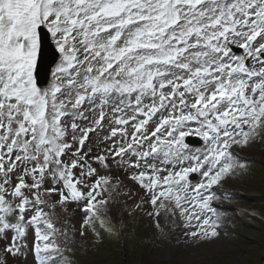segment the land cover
Returning <instances> with one entry per match:
<instances>
[{
  "label": "snow or ice",
  "instance_id": "snow-or-ice-1",
  "mask_svg": "<svg viewBox=\"0 0 264 264\" xmlns=\"http://www.w3.org/2000/svg\"><path fill=\"white\" fill-rule=\"evenodd\" d=\"M258 139L264 0H0V264H79L125 181L211 242Z\"/></svg>",
  "mask_w": 264,
  "mask_h": 264
},
{
  "label": "rangeland",
  "instance_id": "rangeland-1",
  "mask_svg": "<svg viewBox=\"0 0 264 264\" xmlns=\"http://www.w3.org/2000/svg\"><path fill=\"white\" fill-rule=\"evenodd\" d=\"M238 154L247 162V173L227 179L222 187L215 189L232 195L231 199L214 201L225 217L218 238L200 244L185 240L181 221L163 209L157 218L158 229L146 210L135 207L139 203L136 195L139 190L125 181L122 191L130 190L131 194L117 196V202L108 206L109 218L116 225L118 235L105 234L103 242L97 245L91 233L81 238L77 232L79 264H262L264 139L250 142L238 149ZM74 208L75 205L69 206L68 218L79 228L81 214L74 212Z\"/></svg>",
  "mask_w": 264,
  "mask_h": 264
},
{
  "label": "bare ground",
  "instance_id": "bare-ground-1",
  "mask_svg": "<svg viewBox=\"0 0 264 264\" xmlns=\"http://www.w3.org/2000/svg\"><path fill=\"white\" fill-rule=\"evenodd\" d=\"M262 264H264V261H263V263Z\"/></svg>",
  "mask_w": 264,
  "mask_h": 264
},
{
  "label": "water",
  "instance_id": "water-1",
  "mask_svg": "<svg viewBox=\"0 0 264 264\" xmlns=\"http://www.w3.org/2000/svg\"><path fill=\"white\" fill-rule=\"evenodd\" d=\"M264 259V258H263Z\"/></svg>",
  "mask_w": 264,
  "mask_h": 264
}]
</instances>
